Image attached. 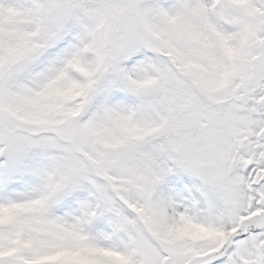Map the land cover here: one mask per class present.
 Listing matches in <instances>:
<instances>
[{"label":"snow or ice","instance_id":"1","mask_svg":"<svg viewBox=\"0 0 264 264\" xmlns=\"http://www.w3.org/2000/svg\"><path fill=\"white\" fill-rule=\"evenodd\" d=\"M0 264H264V0H0Z\"/></svg>","mask_w":264,"mask_h":264}]
</instances>
